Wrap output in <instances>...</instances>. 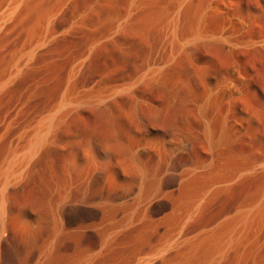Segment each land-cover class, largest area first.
<instances>
[{
    "label": "rangeland",
    "instance_id": "rangeland-1",
    "mask_svg": "<svg viewBox=\"0 0 264 264\" xmlns=\"http://www.w3.org/2000/svg\"><path fill=\"white\" fill-rule=\"evenodd\" d=\"M3 17L0 264H264V211L245 255L165 245L264 201V0H24Z\"/></svg>",
    "mask_w": 264,
    "mask_h": 264
},
{
    "label": "bare ground",
    "instance_id": "bare-ground-1",
    "mask_svg": "<svg viewBox=\"0 0 264 264\" xmlns=\"http://www.w3.org/2000/svg\"><path fill=\"white\" fill-rule=\"evenodd\" d=\"M24 2V0H14L13 4L11 5H8L6 11H4V14H2L3 16H10L12 15V13L16 12L17 8L22 5ZM3 13V12H2ZM3 16H1L2 18H4ZM49 16V15H48ZM5 17V18H6ZM2 18H0L2 20ZM4 21V20H3ZM6 21V19H5ZM1 24V22H0ZM4 24V23H3ZM49 24V23H48ZM42 25V24H41ZM46 31V30H45ZM43 42V41H42ZM70 101V100H69ZM70 103V102H69ZM53 123V122H52ZM51 123V124H52ZM48 124V123H47ZM50 124V125H51ZM49 125V124H48ZM44 127V126H43ZM42 126H40L39 129H37L35 131V134H34V137L33 139L31 140V142H29V146L26 150V156L28 157V155H30L32 152L35 151L37 145L39 144V142L41 141L42 137H44V133H45V128H43ZM49 128V127H48ZM146 147V146H145ZM35 153V152H34ZM25 156V157H26ZM26 159V158H25ZM24 159V160H25ZM10 168V167H9ZM195 172V171H194ZM165 174V173H164ZM176 174V173H175ZM196 175V174H195ZM156 176V175H155ZM213 177V176H212ZM208 178V177H207ZM180 179V178H179ZM151 180V179H150ZM204 180V179H203ZM187 183V182H186ZM151 185V184H150ZM158 186V185H157ZM208 186V185H207ZM160 189V188H159ZM156 190V189H155ZM207 190V189H206ZM204 190V191H206ZM209 190V189H208ZM197 192V191H196ZM213 192V191H212ZM180 193V192H179ZM206 193V192H205ZM208 193V192H207ZM209 194V193H208ZM154 195V194H153ZM191 195V194H190ZM203 196L205 194H202ZM207 195V194H206ZM197 196V195H196ZM195 196V197H196ZM200 196V195H199ZM202 196V197H203ZM210 196V195H209ZM201 197V198H202ZM263 198V197H262ZM261 198V199H262ZM200 199V198H199ZM264 199V198H263ZM262 199V200H263ZM187 200V199H186ZM191 200V199H190ZM206 200V198H205ZM148 201V200H147ZM161 199L159 198H154L150 201V206L153 210H155L157 207H158V204L160 203ZM183 201V200H182ZM197 201V200H196ZM201 201V199H200ZM184 202V201H183ZM206 202V201H205ZM177 203V202H176ZM194 203V202H193ZM149 204V203H148ZM189 204V203H188ZM201 204V202H200ZM199 204V205H200ZM203 204V203H202ZM257 204V203H256ZM255 204V207H251L249 209H246V208H242L239 210H237L238 212L235 213L233 215V218L232 219H228L229 221H225L227 223H225L222 227H220L219 229H216L215 231L212 230L211 228H208L212 231H208V233H206L207 231H203V233H201L203 236L201 237H190V236H187V232L185 233L184 231V225H183V222L182 224L179 225L178 227V230L177 232L174 234V236L172 237V239L170 240V243L167 242V244L165 245H168L167 247H171L169 250L171 251V249H179L180 247L184 246L185 247V256L186 258H189V257H194L195 255L199 254L200 253L204 256H209V257H212L211 259H214V258H218V257H222L223 255H225L226 252H228V250H236L237 252L240 253V255L242 256V254H244L245 252H243L241 254V250L243 248V251L245 248V245H244V239H245V234L247 235L246 233V230L248 229V225L250 224V221L254 220L253 218L255 216H259L260 214H258L260 211H264V201L263 203H261V200H260V206L256 205ZM192 205V203H191ZM243 205V204H242ZM149 206V207H150ZM194 206V204H193ZM257 206V207H256ZM68 209H72L74 206H70L68 205L67 206ZM244 207V206H243ZM248 207V206H247ZM194 208V207H193ZM149 209V208H148ZM151 210V209H149ZM194 211V209H193ZM255 211V212H254ZM151 212V211H150ZM156 212V211H155ZM144 213V212H143ZM186 214V213H185ZM190 214V212L188 213ZM263 214V212H262ZM261 214V215H262ZM190 215H187V217H189ZM192 216V215H191ZM229 217V216H228ZM188 219V218H187ZM186 219V220H187ZM88 220V219H87ZM180 220V219H179ZM184 221V220H183ZM262 221V219H261ZM256 222V221H255ZM185 223V221H184ZM186 224V223H185ZM188 224V223H187ZM223 224V223H222ZM251 224H253V222H251ZM250 224V225H251ZM188 226V225H187ZM169 231V230H168ZM167 232V231H166ZM200 234V235H201ZM198 235V234H197ZM166 241V240H165ZM163 247V246H162ZM161 248V247H160ZM164 248H166V246H164ZM183 248V247H182ZM163 249V248H162ZM168 249V248H166ZM164 249V250H166ZM181 249V248H180ZM161 250V249H160ZM163 250V252H164ZM168 250V251H169ZM247 250V249H246ZM184 251V249L180 252L182 254V252ZM235 251V253H236ZM162 252V250L160 251ZM176 253V252H175ZM162 254V253H161ZM177 254V253H176ZM227 254V253H226ZM166 255V254H165ZM184 255V253L182 254ZM180 255V256H182ZM239 255V254H238ZM237 255V256H238ZM245 255V254H244ZM243 255V256H244ZM160 256V254H159ZM163 256V255H162ZM155 257V256H154ZM183 258V257H182ZM181 258V259H182ZM239 258V257H238ZM184 259V258H183ZM182 259V260H183ZM191 259V258H190ZM240 259L242 260L243 258L240 257ZM238 259V260H240ZM207 260V258L205 259ZM185 261V260H184ZM239 262V261H238ZM148 263V262H147ZM146 263V264H147ZM176 263V262H175Z\"/></svg>",
    "mask_w": 264,
    "mask_h": 264
}]
</instances>
